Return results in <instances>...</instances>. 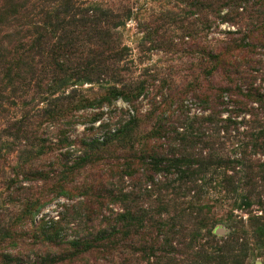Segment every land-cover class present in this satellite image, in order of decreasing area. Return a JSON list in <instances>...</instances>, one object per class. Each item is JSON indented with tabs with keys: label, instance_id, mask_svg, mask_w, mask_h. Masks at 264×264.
<instances>
[{
	"label": "trees",
	"instance_id": "obj_1",
	"mask_svg": "<svg viewBox=\"0 0 264 264\" xmlns=\"http://www.w3.org/2000/svg\"><path fill=\"white\" fill-rule=\"evenodd\" d=\"M54 1L59 13L54 12L52 0H0V120L22 105L26 110L23 119L10 124L4 132L10 136L16 131L24 134L26 144L30 140L35 143H30L33 148L13 168L14 176L6 189V198L18 203L19 211L13 222L4 227L0 222V244H10L13 249L8 254L0 253V264H101L100 260L109 264H139L140 260L158 264L157 259L177 251L181 245L175 244L178 236L185 239L191 235L185 225L193 217L188 212L197 210L198 221L199 215L211 210L207 204L195 207L194 202L183 199L185 209L177 214L178 196L186 199L193 192L195 196L206 191L207 184L202 187L199 181L213 169V175H218L211 180L215 188L223 187L220 177L231 187L235 177L221 174L220 170H235L242 164L243 155L247 157L244 153L242 158L232 159L219 153L218 142L206 132L217 129L219 123L223 125L217 132L238 126L232 118H220L223 111L240 114L239 108H243L244 113H252L248 108L251 103H258L264 110V92L254 86L256 75L250 65L245 67L251 61L245 51L264 41V0L190 1L192 6L207 8L219 16L226 12L221 16L224 22L241 17L243 9L256 24L247 26L248 34L243 38L235 39L236 34L231 32L230 40L203 52L207 78L213 81L219 73L228 82L217 90L201 93L197 92L198 84H190L171 96L169 104L154 108V116L156 112L160 115L150 130L144 129L148 119L137 107L146 92L145 85L123 83L126 69L118 62L123 61L125 49L119 50L112 34L121 24L114 27L113 15L96 6L86 7L78 0ZM60 14L69 22H55L53 19ZM80 37L85 44L95 45V51H89L80 67L63 64L65 57L81 45ZM110 59L115 63L108 64ZM105 77H109L108 82H100ZM236 81H245L249 89L243 94L244 100L236 102V110L225 109L227 99L231 101L238 93L234 90V86L238 88ZM84 83L103 86L97 92L91 89L86 96L77 90L69 91ZM171 88H166L170 94ZM191 92L193 99L210 111L209 115L189 120L184 102ZM31 94L32 103L42 101L47 106L42 110L35 104L32 107L28 100ZM238 94L242 95L241 91ZM119 99L129 103L136 115L116 124L102 121L103 114L95 112L85 121L91 126H86L81 137L71 139L70 130L78 125L82 112L101 110ZM98 121L102 122L95 127ZM53 124L59 128L56 142L38 135L45 125ZM249 146L264 154V136L252 137L245 148ZM159 175L164 181L157 179ZM127 182L131 188L128 191ZM44 188L50 193L44 195ZM170 196L174 198L168 199ZM76 197L84 198L79 208L65 204L62 208L68 213H62L59 221L55 217L49 222L37 220L56 198ZM69 218L75 223L70 235L63 231L66 219L70 227ZM42 246L51 252H33ZM27 249L31 251L26 253ZM25 255L26 259L22 257ZM222 259L223 254L211 255L207 263L203 258L202 262L215 264Z\"/></svg>",
	"mask_w": 264,
	"mask_h": 264
},
{
	"label": "rangeland",
	"instance_id": "obj_2",
	"mask_svg": "<svg viewBox=\"0 0 264 264\" xmlns=\"http://www.w3.org/2000/svg\"><path fill=\"white\" fill-rule=\"evenodd\" d=\"M190 1L192 0H78L86 7L96 6L109 12L111 16L113 15L111 24L114 27L115 24H121L112 32L119 50L125 49L122 56L123 61L118 63H120V67L126 69L122 75L124 84L142 83L146 87V92L141 95L137 106L141 116L148 119L144 127L146 130H150L151 126L156 124L157 117L160 115L156 112L157 116H154V108L158 109V106H164L165 102L169 104L171 96L187 89L190 84L192 86L199 85L198 93L207 89L217 90L221 84H224L226 79L219 73L213 81L207 78L203 61L204 50L216 49L230 40L231 32L236 34L235 39L243 38L245 34H248L247 26L256 24L254 19L251 20L243 9L240 10V13L243 14L241 17L235 21L224 22L221 16H224L226 12H222L219 16L210 13L207 8L192 6ZM51 6H55L54 12L56 10L58 13L60 12L56 1L52 0ZM53 20L55 22L64 21L65 24L69 22L63 18V14H60L59 18L56 15ZM255 22H257L256 19ZM64 29L68 30V28ZM79 39L81 45L77 46L72 54L65 57L63 64L73 68L80 67L79 65L84 63L82 59L89 55V51H95V45L89 46L83 42L84 38L80 37ZM89 39L90 37H87L85 40L89 43ZM70 40L72 39H69V42H72ZM254 47L245 51V56L251 60L247 61L248 64L246 63L245 67L249 68L250 65L251 72L256 75L253 84L263 93L264 41ZM113 63L115 61L112 59L108 61V64ZM108 76L110 77V75ZM109 77L101 79L100 82L107 83ZM236 84L238 88L234 86V90L236 93L241 91L242 95L237 93L232 96L235 103L232 100L229 101L228 98L225 109L236 110V102L244 100L243 94H246L249 89V85L245 81H236ZM80 85L70 88L69 91L77 90L80 92L79 94L86 96L91 92V89L92 92H97L100 86H103L100 83H84L82 87ZM169 87H172V94L169 89H166ZM192 94L191 92L184 102L189 120L209 115L210 111H205L193 99ZM32 96L33 94L28 98L30 103H32ZM33 104L38 105L39 110L47 106V103H42V101L32 103V107H34ZM21 106L12 109L11 116L0 120V214H3L0 216V222L3 227L7 222H13L19 211L18 203L6 198L8 183L14 176L13 168L25 158V153L33 148L30 143L35 144L32 140L26 144L24 134L16 131L12 135L6 136L8 126L23 119L26 110ZM248 108H252L253 112L244 113L243 108H239L240 114L238 111H235L236 114H232L234 111H230L231 113L229 111L222 112L220 118L224 120L232 118L238 123L237 127L232 126L230 131L222 129L217 132V129L222 128L223 125V123H219L217 129H208L206 132L218 142L216 149L219 153L228 155L232 159L242 158L244 153L247 154V157L243 155V159L240 160L242 164L235 170L233 168L226 171L220 170L221 174L225 172L230 177H235L232 186L225 185L223 182L225 178L220 177L223 187L216 189V183L211 180L218 175H213V169L211 174L200 178L199 181L202 187L207 184L206 191L195 196H193L195 194L193 192L186 199L183 198V195L182 198L178 196L175 201L177 214H181V210L185 209V206L181 205L183 199L187 202H194L195 207L202 203L207 204L211 210L199 215L198 221L195 219L198 216L196 209H194L196 212H188L193 217L185 222V225L188 226V232L189 230L192 232H190L191 235L188 234L185 239L178 236L175 239V244L180 243L181 245L176 247L177 251H172V254L157 259L158 264H204L202 258L207 263V256H218L219 254L221 256L223 254V259L215 264H264V154L261 151L254 152L250 146L245 148L246 144L251 143L252 137L264 136V110L258 103H251ZM99 111L103 114L102 121H111L116 124L120 120L125 123L133 115H136V110L122 99L101 110L82 112L78 119L80 122L70 130L72 132L71 139L81 137L86 126H91L90 123L85 122L89 119V115ZM102 121H98L95 127H98ZM30 128L32 127L30 126ZM33 131L36 130L33 128ZM37 132L40 137L42 136L41 138L52 142H56L59 137L58 125L54 124L47 127L45 125L43 131ZM157 179L164 181L160 175ZM249 179L252 180L251 184ZM41 184L39 183V186ZM25 185L29 186L30 184L25 183ZM129 185L127 182L126 191L131 189L128 187ZM45 191L44 188L42 191L44 195L50 193ZM172 198L174 197L170 196L168 199ZM83 200V197L69 200L56 198L54 202L45 207L37 220L43 218L49 222L51 218L55 217V220L59 221L62 213H68V210H64L62 206L66 204L69 208H79ZM166 219H168L167 215ZM69 222L71 223L70 227L67 225L68 219L65 220L63 231L70 235L72 234L70 228L75 223L71 222L70 218ZM218 229L223 232L219 233ZM73 238L70 237V239ZM12 251L10 244H0V253L8 254ZM30 251L31 249H27L26 253ZM36 251H41L45 255L51 252L46 246L33 250V252ZM27 255L22 257L26 259ZM100 262L101 264L108 263L104 260H100ZM115 262L118 263L117 260ZM138 263L147 264L145 260H140Z\"/></svg>",
	"mask_w": 264,
	"mask_h": 264
},
{
	"label": "water",
	"instance_id": "obj_3",
	"mask_svg": "<svg viewBox=\"0 0 264 264\" xmlns=\"http://www.w3.org/2000/svg\"><path fill=\"white\" fill-rule=\"evenodd\" d=\"M218 232H219V233H222L223 231H222L221 229H218Z\"/></svg>",
	"mask_w": 264,
	"mask_h": 264
}]
</instances>
